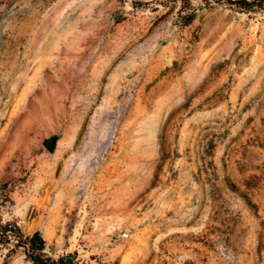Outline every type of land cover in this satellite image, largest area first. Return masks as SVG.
I'll use <instances>...</instances> for the list:
<instances>
[{"label":"rangeland","instance_id":"rangeland-1","mask_svg":"<svg viewBox=\"0 0 264 264\" xmlns=\"http://www.w3.org/2000/svg\"><path fill=\"white\" fill-rule=\"evenodd\" d=\"M4 196L82 264H264V9L0 0Z\"/></svg>","mask_w":264,"mask_h":264},{"label":"trees","instance_id":"trees-1","mask_svg":"<svg viewBox=\"0 0 264 264\" xmlns=\"http://www.w3.org/2000/svg\"><path fill=\"white\" fill-rule=\"evenodd\" d=\"M211 4L212 0H203ZM219 1V0H218ZM233 3L234 0H220ZM243 9H264V0H237ZM189 5V0H186ZM193 12L185 14L183 23L187 24L193 19ZM11 199L0 197V251L6 250V257H10L17 250H21L24 259L30 264H82L75 252L54 255L48 252L47 244L40 232L25 234L16 220L5 219L1 213L2 207Z\"/></svg>","mask_w":264,"mask_h":264},{"label":"water","instance_id":"water-1","mask_svg":"<svg viewBox=\"0 0 264 264\" xmlns=\"http://www.w3.org/2000/svg\"><path fill=\"white\" fill-rule=\"evenodd\" d=\"M46 146H47L48 148H51V147H52V140H48V141L46 142Z\"/></svg>","mask_w":264,"mask_h":264}]
</instances>
